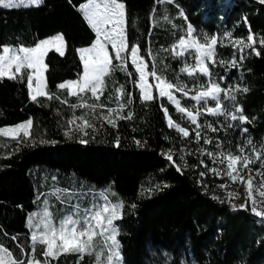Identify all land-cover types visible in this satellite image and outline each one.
Instances as JSON below:
<instances>
[{
    "label": "trees",
    "instance_id": "trees-1",
    "mask_svg": "<svg viewBox=\"0 0 264 264\" xmlns=\"http://www.w3.org/2000/svg\"><path fill=\"white\" fill-rule=\"evenodd\" d=\"M85 1L42 0L39 5L0 7V53L2 46H35L56 34H63L66 42L64 56L53 49L45 58L47 90L59 100L40 98L41 106L30 100L26 78L23 83L0 80V128L33 120L30 138L18 142L17 138L0 134V246L8 247L13 257L20 259L16 245L21 244L25 253L30 250L29 215L43 206L47 194L53 188L67 190L74 184H85L100 190L108 188L107 192H116L124 202L123 218L117 221L122 264H264V217L252 214L250 207L233 209L215 194L213 186L230 181L227 176L199 175L205 171V162L212 165L199 149H216L217 141L222 143L219 151L231 149L235 153L237 145L249 150L251 146L246 142L251 139L260 157H264V45L259 43L264 39V4L256 0H122L129 47L139 44L148 71L154 60L156 71L168 82L192 83L178 71L182 62L165 51L185 33L188 24L195 34L215 36L217 59L222 56L225 61L239 52L219 43L222 30L243 38L249 32L253 35L259 56L245 48V59L238 70L210 65L214 73L224 75L227 71L230 79L221 82L222 86L235 83L241 89L248 88L247 93H236L235 104L242 107L249 122L202 117L201 122L222 128L202 133L213 140L209 145L203 139L199 144L194 142V126L181 120L166 101L141 102L133 83L135 69L130 63L128 71L133 76L119 70L110 72L98 101L90 93L83 95V102L95 103V109L70 107L80 99L69 96L58 85L82 75L78 49L90 46L96 39L79 10ZM149 48L152 57L147 55ZM149 81L155 82L151 77ZM120 85L125 89L120 103H126L128 92L133 96V104L120 115L126 117L129 111L133 115L131 119H119L115 112L111 113L117 125L113 127L105 117L110 115L109 108L117 107L116 89ZM161 104L168 107L174 121L189 127L188 138L167 127ZM182 106L191 107L192 102L182 99ZM223 106L231 111L233 102L224 101ZM73 116L83 117L95 127L85 128L84 135L75 130L78 124L72 125L69 138L65 133ZM228 124L232 127H226ZM243 128H247L246 133L241 132ZM117 137L119 146L115 143ZM79 138L88 142L80 143ZM168 154L173 161L167 160ZM238 170L243 176L245 171ZM213 195L219 199L211 198ZM67 200L68 197L62 204L55 199L61 216L72 210ZM13 236L18 239L13 241ZM36 255L40 258L39 247ZM78 255L61 253L51 264H94L93 255L86 253L82 260Z\"/></svg>",
    "mask_w": 264,
    "mask_h": 264
},
{
    "label": "snow or ice",
    "instance_id": "snow-or-ice-1",
    "mask_svg": "<svg viewBox=\"0 0 264 264\" xmlns=\"http://www.w3.org/2000/svg\"><path fill=\"white\" fill-rule=\"evenodd\" d=\"M31 4L39 5L42 0H30ZM158 3H163L164 0H156ZM264 4V0H259ZM25 3V0H0V7L5 9H12L20 7ZM79 10L84 14L87 23L96 34V39L89 47H82L78 50L79 58L82 61L83 72L75 80H68L60 83L58 88L66 90L69 96L77 97L80 103L70 105L71 108L76 109L80 107H88L95 109L97 105L87 104L83 102V95L90 93L92 97L98 101L103 94V86L105 77L110 72L119 70L125 72L128 77L133 76V72L128 71L129 63L135 69L136 79L133 83L138 88L140 93L139 99L142 103L151 101H166L167 104L173 107L174 111L179 114L181 120L187 122L192 127L194 133V142L199 144L203 139L205 144H212L213 140L207 136H202V133L210 130L215 133L222 128L207 121L201 122V118L211 116L220 118L224 121H240L241 123L249 122V118L243 114L241 106L235 104L237 100L236 93L243 91L248 92L247 87L241 89L240 85L231 83L224 84L221 82L229 80L230 77L227 71L224 75L214 73L210 68L219 65L227 69H239L244 56V49H251L252 53L259 56L260 51L254 47L256 41L253 35L249 32L247 40L249 43H244L243 39H238L233 42V48H237L241 55L240 60L237 61L235 54L230 61H225L222 56L217 59L216 46L218 40L215 36L209 38L207 35L200 36L194 33V29L190 24L186 26V31L181 35L171 49H165L169 54L180 60L183 64L179 68V73L188 77L192 83L187 82H168L161 74L156 71V63L153 60L152 70L148 71V62L144 55H141V48L139 44H133L129 47L126 35V6L122 0H87L79 6ZM184 17L183 12L180 13ZM186 19V17H184ZM259 43L264 45V39H260ZM111 47L112 52H109ZM66 42L63 34H56L51 38L40 40L35 46H19L12 48L9 46H2V53H0V80L7 78L9 80H18L24 82L26 78V87L29 90L30 100L41 106L43 102L40 98L47 100L57 99L60 97L47 90L45 73L48 65L45 63V58L49 51L53 50L60 56L65 55ZM149 57L153 56L152 50H147ZM116 61L114 64L113 61ZM149 77L155 81V89L157 94L154 96L152 92L153 85L149 83ZM117 107L109 108V116L105 117L109 124L116 127V123L111 119V113L115 112L119 119H131L132 112L128 115L122 116L120 113L127 107L133 104V96L130 92L127 93L128 99L126 103H120L121 97L125 94L123 85L117 89ZM190 93H194L191 94ZM180 97V98H178ZM182 99H187L192 102L191 107L182 106ZM224 101L233 102V109L230 111L223 106ZM67 104V100L61 101ZM104 107V105H100ZM161 110L166 117L167 127L175 129L182 137L188 138L191 133L189 127L181 126L180 123L174 121L169 115L168 107L161 104ZM77 119L83 120V126L77 127L75 130L87 135L85 128H94L87 119L83 117L73 118L68 120L69 130L65 133L71 138L72 125H75ZM33 127V120L28 119L26 122H21L16 126L0 128V134L5 137L17 138L18 142L25 138H30V130ZM226 127H232L231 124ZM241 132L246 133L247 128L241 129ZM94 138V137H93ZM47 143V141H42ZM80 143H87V140L79 138ZM55 143V141H52ZM116 146H119V138L116 139ZM140 145V141H136ZM247 145L251 146L249 151L254 155V159H250L249 155L245 154V147L242 145L236 146V151L239 155H234L231 149L225 151L212 152L200 148L201 155L208 156L213 167L209 169L216 177L227 178L236 183L238 180L245 183L243 177L240 175L238 169H249V165L259 161L260 172L264 168V160L260 159V151L253 145L251 139L247 140ZM216 149L222 148V143L217 141ZM168 161H173V156L168 154L166 156ZM180 159H183L181 156ZM201 163L204 162L201 160ZM216 165L223 166L218 167ZM204 167H208L206 164ZM180 170L179 168L177 169ZM201 177L205 176V172L199 173ZM55 179V177L53 178ZM167 186V185H165ZM226 184H220V188H225ZM159 187V185L157 186ZM259 189L258 195L264 197V177L261 183L256 185ZM61 189L53 188L48 193V196L54 197L60 203L64 204V197H68L67 206L72 208L71 212H67L59 220L54 223L51 218L49 208L51 207L47 199L43 201L44 211L42 213H34L29 217V227L32 229L30 234V250L25 253V249L21 244L17 243L20 250V259L13 258L12 252L8 247L0 246V253L5 254L9 258V264H51V260L59 257L61 253L79 254L78 260H82L84 254L95 255L97 257V264H99L100 249L93 251V241L96 236L104 242L107 248L106 261L107 264H122L120 243L118 241L119 226L117 221L123 218L124 202H113L109 199L107 191L100 192L99 202H93L89 207L81 209L78 203L72 202L73 193L64 190V196L60 195ZM253 179L251 178V169H249V179L245 184V203L239 206L231 204L233 209L237 207L249 210L257 217H264V208L258 210V201L253 198ZM236 195L228 192L227 197L229 201ZM211 198L219 199L215 195ZM223 202V201H221ZM264 203V201H260ZM135 208V205H132ZM39 219H36L37 216ZM16 241L18 238L13 236L11 238ZM40 249V258L37 257V248ZM27 257V259H25ZM51 258V259H50ZM0 264H3L0 259Z\"/></svg>",
    "mask_w": 264,
    "mask_h": 264
},
{
    "label": "rangeland",
    "instance_id": "rangeland-1",
    "mask_svg": "<svg viewBox=\"0 0 264 264\" xmlns=\"http://www.w3.org/2000/svg\"><path fill=\"white\" fill-rule=\"evenodd\" d=\"M256 1L259 2V0H256ZM86 2L87 1H85L84 3H86ZM24 4H31V2H30V0H25ZM126 26H127V16H126ZM238 39H243L244 43H249L247 38L234 36L232 31L222 30L220 32V35H219V43L223 44V45L228 44V45L232 46L233 42L235 40H238ZM9 47L18 48V47H14V46H9ZM232 48H233V46H232ZM234 50L235 51L237 50L239 52L238 54L235 53V58L237 61H239L241 53L237 48H234ZM109 52L110 53L112 52L111 47H109ZM149 83H150V81H149ZM152 85H153L152 92H154V90H156L154 87L155 82ZM76 124H78L79 127L83 126V120L77 119ZM16 125H18V124H16ZM16 125H9V126H4V127H12V126H16ZM211 151L217 152V153L219 152L218 149L217 150L212 149ZM233 154L239 155L240 153L235 152ZM245 154L249 155L250 159L255 158L254 155L249 150L245 149ZM260 159L264 160V157H260ZM205 164L208 166L207 168L204 167ZM213 166H214L213 163H212V165L207 164L206 162L203 164V167L205 168V171H204L205 176L208 173L213 174L209 171V169L212 168ZM216 166L221 167V169H223V166H221V165H216ZM258 168H260L259 161H256L255 163H252L249 165V169H251V178L253 179V193H252V195H253V198L258 201V210H259L260 208H264V203L260 202V201H264V197H261L258 195L259 189L256 188V185L260 184L262 177H264V168H261L259 173L257 172ZM249 169H241V170L245 171L243 176H242L245 183H241L240 181H238L236 183H232L231 181L217 182L216 186H213V189L215 190V194L217 196L221 197L226 202H228L230 205L235 204V205L239 206L241 204H244L245 203V184H246V181L249 179ZM220 184H226L227 186L225 188H220L219 187ZM74 185L75 186H72L71 189H67V190L69 192H73L72 200L74 201V203H78L81 209L89 207L93 202H99L100 198H99L98 194L102 191H108V188H103L102 190H100V189L95 188L94 186L85 185V184H74ZM228 192H232V193L236 194L231 198V201H229V199L227 197ZM108 193H109V199L111 201H113V202H119L120 201V197L116 192H115V194L113 192H108ZM60 195L64 196V190H61ZM45 199H47V202L51 206L49 208V211L51 213V218H52L53 222L58 223L59 220L64 215L63 216L60 215V211L56 205L55 198L51 197V196H47ZM64 199H66V197H64ZM237 208H239V207H237ZM43 211H44V207L42 206L41 208L34 210L29 215V217L32 216L34 213L39 214V213H42ZM39 218H40V216L38 215L36 217V219H39ZM261 218H263V217H261ZM28 225H29V219H28ZM118 241L120 243L119 235H118ZM97 249L101 250L100 255H99V264H107V261H106V256L108 254L107 248L104 245V242L102 241V239L99 237V235L96 236L94 238V241H93V251L95 252ZM120 252H121V250H120ZM93 256L95 259L94 264H97V257L95 255H93ZM121 258H122V255H121ZM0 259H2L3 264H9V258L5 254L0 253ZM42 264H43V262H42Z\"/></svg>",
    "mask_w": 264,
    "mask_h": 264
},
{
    "label": "crops",
    "instance_id": "crops-1",
    "mask_svg": "<svg viewBox=\"0 0 264 264\" xmlns=\"http://www.w3.org/2000/svg\"><path fill=\"white\" fill-rule=\"evenodd\" d=\"M51 37H52V36H51ZM49 38H50V37H49ZM94 42H95V41H94ZM94 42H93V43H94ZM90 46H91V45H90ZM88 47H89V46H88ZM79 49H80V48H79ZM79 49H78V50H79Z\"/></svg>",
    "mask_w": 264,
    "mask_h": 264
}]
</instances>
